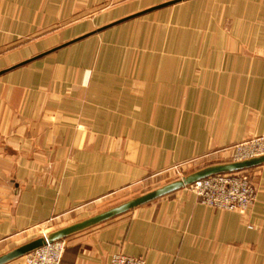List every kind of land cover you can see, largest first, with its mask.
Listing matches in <instances>:
<instances>
[{
    "label": "crops",
    "instance_id": "crops-1",
    "mask_svg": "<svg viewBox=\"0 0 264 264\" xmlns=\"http://www.w3.org/2000/svg\"><path fill=\"white\" fill-rule=\"evenodd\" d=\"M70 18H88L86 30L130 19L61 49L29 45ZM137 18H176L154 32V46L137 30L138 44H150L139 96L125 40ZM189 18H264V0H0V256L44 225L79 222L177 164L264 134V60L232 57L213 41L220 31L182 29ZM93 38L95 65L88 45L72 47ZM76 52L70 68L49 69V57ZM248 173L256 199L245 213L182 189L66 238L60 264H108L116 253L148 264H264V165Z\"/></svg>",
    "mask_w": 264,
    "mask_h": 264
},
{
    "label": "rangeland",
    "instance_id": "rangeland-1",
    "mask_svg": "<svg viewBox=\"0 0 264 264\" xmlns=\"http://www.w3.org/2000/svg\"><path fill=\"white\" fill-rule=\"evenodd\" d=\"M88 18H70V20H67L65 22H61L56 24L50 29H47L43 32H40L39 34L35 35L31 40H29V45L34 46L36 44L41 43V47H38L39 49H44L48 50L50 48L55 47L58 48L70 41L75 40L76 34H79L81 31H85L86 28H81L85 27L86 23L84 22ZM189 18L190 23L187 19V23L184 21L182 24V29H193L196 31H200L202 29L204 30H209V31H220L222 35H214L213 41L215 43H222L223 46L226 50L227 53H233L232 57L241 55L246 58H258L261 60H264V52L263 51H258V50H253L251 51V46H263L264 42H261L255 38L254 34L257 32H264V18ZM119 21V20H118ZM117 22V21H115ZM115 22H110L107 24H102L101 26H93L92 28H88L86 31L87 33L85 35H92L94 36L98 30L101 28H104L106 26H109ZM176 18H137L134 19L131 22V27L128 29L130 30V33L126 36V42L128 43L130 47V55H129V60H128V68H127V77L129 80L132 82L133 85V90L132 93L135 96H139L138 90L141 88L140 83H137V78L140 73L141 69V64H142V59L143 56L146 55L148 52L146 50V47L148 45H155V42L159 41L158 38H156V35L154 32H161V31H166L169 30L172 26H175ZM127 30V31H128ZM137 30L141 31H146L147 32V41L150 44H147L143 46V48L138 44V32ZM255 31V32H254ZM232 33H237L240 32L241 37H238L237 35H233ZM218 33V32H216ZM215 33V34H216ZM94 38H97L94 36ZM89 39L87 41H83L82 43L80 42L79 44H74L72 45L73 48L75 47H85L88 45L87 48H90L89 55L88 57V62L90 63L91 61L93 64H96V54H97V46L98 43H90L92 40L95 39ZM78 39V38H76ZM52 40V41H51ZM51 41L52 43L48 44L47 42ZM46 42V43H45ZM260 42V43H258ZM44 44L46 46H44ZM243 45L247 46V49L250 51H244ZM262 48V47H259ZM116 51H120V47L115 48ZM123 50V49H122ZM264 50V48H263ZM68 51H72V49H69ZM115 51V53H116ZM76 52L75 54H70L68 56V60H65L64 57L60 58L55 56H51L48 59L52 60L53 63L49 67V69H58L61 65H63L64 62L67 63L68 68L70 66H73L77 61V58L80 57V53ZM122 54V53H121ZM234 55V56H233ZM227 56V55H225ZM57 57V58H56ZM66 57V56H65ZM121 59V58H120ZM78 62V61H77ZM136 84H138L136 86ZM264 139V134L255 136L252 138H249L247 140H244L242 142H239L237 144H234L228 148H225L221 152H219L216 156L217 158H212V157H201V158H195L192 160H188V162L177 164L173 166L172 168L165 170L161 174H159L157 177L151 179L148 183L145 184V186L141 189L138 190L128 196L122 197L119 200H115L108 205H105L103 207H99L97 210H95V214H98L100 212H103L105 210H108L110 208H113L115 206H118L126 201H129L133 198H136L140 195H143L147 192H150L152 190H155L159 187H162L168 183H171L176 180H180L181 178L197 171L200 170L206 166L209 165H214V164H220V163H229V162H235V161H242L240 160L239 157H244L246 153L249 150V146H246L247 144H251L254 141H260ZM25 154V153H23ZM243 171L244 176L249 180L251 186L253 189L256 188L254 184L251 182L250 177L248 176V172ZM191 193H194L192 189L189 187L185 188ZM196 196V195H195ZM197 197V196H196ZM197 199L200 202V199L197 197ZM256 199V198H255ZM254 204V203H253ZM202 205V204H201ZM204 206V205H203ZM207 207V206H206ZM212 208V207H210ZM216 209V208H214ZM219 210V209H218ZM222 211V210H220ZM226 212V211H224ZM246 211L242 212L245 213ZM235 213V212H234ZM238 213V212H237ZM93 214V215H95ZM91 215V216H93ZM89 216V217H91ZM83 217V216H82ZM88 218V217H87ZM73 219H66V220H55L48 224L47 226H43L44 228L39 229V231L34 234L35 237L41 238L51 232H54L56 230H59L61 228H64L68 225L74 224L72 221ZM84 220V219H82ZM81 221V220H80ZM76 223V222H75ZM36 238V239H37ZM34 240V239H33ZM32 241V240H31ZM15 249V248H14ZM13 250V249H12ZM11 251V250H10ZM3 255V254H2ZM22 264H27L26 257L23 256L19 258ZM18 259V260H19Z\"/></svg>",
    "mask_w": 264,
    "mask_h": 264
},
{
    "label": "water",
    "instance_id": "water-1",
    "mask_svg": "<svg viewBox=\"0 0 264 264\" xmlns=\"http://www.w3.org/2000/svg\"><path fill=\"white\" fill-rule=\"evenodd\" d=\"M131 18V17H130ZM130 18H125L122 20H119L109 26H106L104 28H101L97 32H100L102 30H105L107 28H110L112 26H115L119 23L125 22L129 20ZM89 35L82 36L78 39H75L73 41H70L58 48L61 49L63 47H66L68 45H71L81 39L86 38ZM44 55V54H43ZM42 57L38 56L37 58ZM27 62L21 63L17 66H14L11 69L20 67L24 65ZM1 72L0 74H2ZM264 165V155L242 160V161H235V162H229V163H220V164H214L206 166L200 170H197L180 180L173 181L171 183H168L162 187H159L155 190H152L150 192H147L143 195H140L136 198H133L129 201H126L118 206H115L113 208H110L108 210H105L103 212H100L98 214H95L91 217H88L84 220H81L79 222H76L74 224L68 225L64 228H61L59 230H56L54 232H51L41 238L34 239L32 241H29L3 255L0 256V264H7L9 262H12L16 259H19L30 252L37 250L47 244H51L55 241L66 239L74 234H77L79 232L85 231L87 229H90L92 227H95L97 225H100L102 223H105L109 220H112L114 218H117L121 215H124L138 207L144 206L148 203H151L157 199H160L162 197H165L167 195H170L172 193H175L179 190L185 189L194 183L204 180L206 178L216 176V175H224V174H233V173H239L247 170H251L256 167H260Z\"/></svg>",
    "mask_w": 264,
    "mask_h": 264
},
{
    "label": "built area",
    "instance_id": "built-area-1",
    "mask_svg": "<svg viewBox=\"0 0 264 264\" xmlns=\"http://www.w3.org/2000/svg\"><path fill=\"white\" fill-rule=\"evenodd\" d=\"M249 150L241 160L264 155V139L247 144ZM202 205L226 212L242 213L255 202L256 191L243 173L216 175L189 186ZM66 239L47 244L25 255L27 264H60L66 248ZM108 264H148L142 258L121 253L113 254Z\"/></svg>",
    "mask_w": 264,
    "mask_h": 264
}]
</instances>
